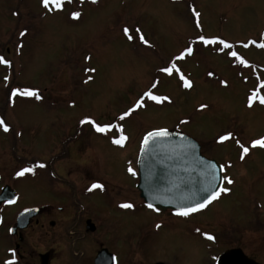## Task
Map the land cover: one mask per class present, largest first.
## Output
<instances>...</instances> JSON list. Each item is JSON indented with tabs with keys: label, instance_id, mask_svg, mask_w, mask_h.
<instances>
[{
	"label": "rangeland",
	"instance_id": "obj_1",
	"mask_svg": "<svg viewBox=\"0 0 264 264\" xmlns=\"http://www.w3.org/2000/svg\"><path fill=\"white\" fill-rule=\"evenodd\" d=\"M49 8L42 0H0V57L10 62L0 63V119L9 126L7 132L0 126V191L10 186L20 209L69 206L62 183L67 173L79 187L89 182L87 169L131 186L126 162L135 159L144 137L159 129L180 132L225 164L224 177L232 181L203 219L228 218L226 231L220 230L224 246L240 247L264 264V147L252 146L264 138V0H63L60 9ZM199 36L219 39L204 44ZM166 66L171 75L161 70ZM16 89L21 92L13 95ZM24 89L39 98L22 95ZM149 91L160 99L146 97ZM92 121L111 128L97 132ZM80 123L87 125L79 129ZM121 137L122 145L109 144ZM41 165H51L57 179ZM25 168L32 171L17 175ZM117 189L114 198L95 195L86 203L89 211L95 212L92 203L106 213L108 201L136 197ZM253 213L258 222H245ZM116 214L107 220L123 237L145 220L150 230L154 218L145 210ZM158 235L153 249L170 247L179 264H204L201 243L185 231L164 227ZM109 244L127 251L122 242Z\"/></svg>",
	"mask_w": 264,
	"mask_h": 264
},
{
	"label": "flooded vegetation",
	"instance_id": "obj_2",
	"mask_svg": "<svg viewBox=\"0 0 264 264\" xmlns=\"http://www.w3.org/2000/svg\"><path fill=\"white\" fill-rule=\"evenodd\" d=\"M81 125L86 127L87 124L80 123L79 129H82ZM114 140V138L109 139V144L118 147L119 145L114 143ZM202 154L208 158L203 151ZM130 160L126 162L124 174H127L130 181H133L131 186L124 187L115 178H110L111 182H109L103 178L88 175L89 170L87 169V178L84 180L89 182L85 186L79 187L70 183L68 173L67 177L62 179L69 206L44 203L42 206L35 205L18 209L15 208L19 203L18 199L13 204L4 202L0 206V243H4L0 245V264H179V259L173 256L170 247H162L160 250L152 248L157 246L156 236L162 239V236L158 234L164 227L168 230L181 229L194 241L196 238L202 246L201 257L204 264H219L221 255L231 249H240L244 252L237 246L232 248L224 246V238L221 235L223 232L221 233L220 230L226 231L228 218L218 220L215 224L205 222L203 219V214H206L216 201L203 210L186 217L174 214L170 210L162 212L150 210L136 188L139 181L137 158ZM224 167L226 169L225 164ZM46 169L49 171V176L57 179L55 173L50 171L51 165L46 166ZM94 184H100L103 187L93 188ZM117 188L131 189L130 193L134 191L136 194L135 199L130 201L128 198L132 197L127 195L128 197L122 201L107 200L109 211L103 212L105 214L99 212L96 205L92 203V209L95 212L89 211L86 203L91 201L95 195L101 194L107 199L114 198L118 196ZM125 203L133 207H122ZM32 208H38V211L33 216H26L20 222L21 213ZM141 210L148 211L149 215L154 217L150 221V230L145 220L139 231L130 232L123 237L118 230H115L117 223H108L107 216L111 217L116 213L119 216V213L124 212L135 214L140 213ZM254 220L258 222L257 213L249 214L245 222ZM229 221L232 222L234 219L230 217ZM208 236L212 238L209 239ZM136 237L138 242H135ZM115 242H122L127 251L120 254L113 250V245L109 243ZM156 251H159L158 254L150 257ZM244 254L261 264L246 252ZM122 255L127 257L123 258Z\"/></svg>",
	"mask_w": 264,
	"mask_h": 264
},
{
	"label": "water",
	"instance_id": "obj_3",
	"mask_svg": "<svg viewBox=\"0 0 264 264\" xmlns=\"http://www.w3.org/2000/svg\"><path fill=\"white\" fill-rule=\"evenodd\" d=\"M167 133L163 137L149 138L147 145L142 142L137 189L147 206L153 205L151 209L154 211L171 210L176 214L180 207L202 202L214 191L220 193L224 184L223 167L216 160L202 155L200 144L193 138L180 132ZM15 200L16 193L10 186L2 188L0 205L4 201ZM36 210H26L19 221L32 216ZM219 264L259 263L242 250L232 249L221 255Z\"/></svg>",
	"mask_w": 264,
	"mask_h": 264
},
{
	"label": "snow or ice",
	"instance_id": "obj_4",
	"mask_svg": "<svg viewBox=\"0 0 264 264\" xmlns=\"http://www.w3.org/2000/svg\"><path fill=\"white\" fill-rule=\"evenodd\" d=\"M93 3L96 2V0H92ZM50 3H54L55 7L57 9H60L63 5V0H42V4L45 8H49V5ZM49 10L51 11V8H49ZM193 12L195 14L196 17H199L200 16V13L199 12H196L195 9L193 8ZM73 17L74 18H78L81 14L79 12H74L72 13ZM197 26H199V23H197ZM125 33L128 34L130 29H128L127 27L124 29ZM25 33L22 32L21 35H24ZM131 39V37H129ZM140 39L142 41H144V43H148L143 36L140 37ZM198 39L200 41H202L204 44H210V43H214L217 39L219 38H207L205 36H199ZM220 43L224 45L225 48H230L231 46L229 44H227L225 41L223 40H220ZM251 43H256L255 41H252ZM260 47H264V43H261L259 45ZM223 50V49H221ZM186 51L191 54L193 49L192 48H188L186 49ZM231 56L233 57H236L237 56V53L236 52H230L229 53ZM0 63H4V64H9L10 62L5 60L3 57H0ZM241 63H246V61L244 60H241ZM163 72L165 73H168L169 75L172 74L173 72V68H170V67H164L163 69H161ZM5 79H7V77H5ZM183 79V77H182ZM185 86H191V82L190 81H187L185 80ZM18 92H21L20 89H16L14 90L13 92V95H15L16 93ZM22 95H25V96H37L38 97V93L34 92V91H31V90H28V89H24L23 92L21 93ZM146 97L152 99V100H159L160 97H157L155 95H153V93L151 91L149 92H146L144 94ZM256 96V93L253 94V98H255ZM164 99H168L167 97H165ZM260 102L261 103H264V97H261L260 98ZM143 103V99L137 101V106H140L141 104ZM201 107H205V106H201ZM132 109H130L128 112H125L122 116H121V119H123L124 117L130 115ZM86 120L90 119V118H85ZM83 122V121H82ZM94 127H95V130L97 132H106L109 128H111V125H100V124H97L95 121H92ZM0 126L3 127L4 131H8L9 130V126L4 122L3 119H0ZM168 133H167V130L166 129H159V130H155V131H152V132H149L147 134V136L145 137L143 143L145 145L149 144V138H157V137H163V136H166ZM233 134L231 132L229 133H226L222 136L219 137L220 141H224V140H227L229 139ZM126 139V137H121L120 139H115L114 140V143L118 144V145H122L123 143V140ZM236 143L238 145H240L243 153H248L249 149L248 147H246L244 144H242L239 140L236 141ZM260 146V147H264V138L262 139H259V140H255V141H252V146L255 147V146ZM241 159H243V156L241 157ZM41 167H43V165H41ZM130 171H132L131 169H129ZM29 171H32L31 168H25L23 169L22 171L18 172L17 175H23L24 172H29ZM224 179L228 182V183H232V181L227 177L225 176ZM93 188H102L103 185H100V184H94L92 186ZM223 191L227 192L228 189L227 188H223L222 189ZM219 191H214L211 193L210 197L206 198L205 200H203L202 202H199V203H196L195 205L193 206H190V207H180L177 209V212L176 214L177 215H180V216H188L190 213H193V212H196V211H199L201 209H203L208 203L211 202V200L213 199H216L218 196H219ZM122 207H125V208H131L133 207V205L129 204V203H125L122 205ZM149 208H153V205L152 204H149L148 205ZM157 227H159V225H157ZM199 231V230H197ZM207 235V234H206ZM209 239H211L212 237L211 236H208Z\"/></svg>",
	"mask_w": 264,
	"mask_h": 264
}]
</instances>
